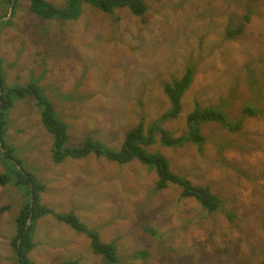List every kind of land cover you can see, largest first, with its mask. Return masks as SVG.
Here are the masks:
<instances>
[{"label":"rangeland","instance_id":"rangeland-1","mask_svg":"<svg viewBox=\"0 0 264 264\" xmlns=\"http://www.w3.org/2000/svg\"><path fill=\"white\" fill-rule=\"evenodd\" d=\"M62 8L68 0H47ZM148 11L104 13L84 3L78 20H44L30 0H0V66L7 87L36 82L67 125L69 147L86 138L119 150L126 134L149 128L171 109L164 85L194 65L195 79L182 111L162 127L188 134L198 107H221L231 132L220 123L198 125L207 138L168 147L161 134L144 147L163 155L172 171L209 187L223 201L209 213L169 184L155 192L157 173L138 160L119 164L90 154L52 160L53 137L34 98L14 99L3 137L16 167L45 186L40 204L54 213L74 212L104 243L114 244L116 264H260L264 258V0H145ZM243 27L242 34H234ZM231 33L228 37V30ZM253 71V72H252ZM254 76H250V74ZM253 77V78H252ZM246 106L260 110L243 117ZM1 149V145H0ZM18 161V163L16 162ZM0 264H18L13 242L17 218L28 201L15 185L16 169L2 157ZM151 228L149 232L146 228ZM34 264H107L84 234L46 215L35 222ZM136 252L147 253L135 257Z\"/></svg>","mask_w":264,"mask_h":264},{"label":"trees","instance_id":"trees-1","mask_svg":"<svg viewBox=\"0 0 264 264\" xmlns=\"http://www.w3.org/2000/svg\"><path fill=\"white\" fill-rule=\"evenodd\" d=\"M31 10L44 20L61 19V20H78L82 14L83 4H89L94 8L108 14H114L116 9L129 8L136 16H144L148 11L145 0H68L65 7H58L47 0H30ZM260 1V0H252ZM15 6L18 0H7ZM243 27L238 29L234 34H242ZM231 30H228V37ZM230 38V37H229ZM1 71V66H0ZM253 72V71H252ZM196 75L194 65L187 69V72L180 79H173L171 83L164 85V92L171 102V109L166 112L157 122L149 128V136L145 135L144 120L131 129L125 137V141L119 150H113L104 145L99 140L92 137L86 138L81 147H69L70 139L67 125L60 119L56 113L53 103L46 97L44 89L36 82L27 85H17L7 87L4 78L0 72V143L2 157L11 162L16 169L15 185L26 187L28 201L21 210L17 218V237L13 242L16 253L19 257L18 264H34L29 260V253L34 249V229L35 222L46 215H55L59 222L65 223L73 230L80 234L86 235L91 240V248L94 254L102 256L107 264H116L119 261L118 251L114 244L102 242L100 235L92 229H89L74 212L54 213L47 206L40 204V194L45 191V186L40 184L34 175L24 173L19 170L12 162L14 159V149L10 148L4 141L3 137L6 133L8 122L6 120L9 110L13 107L14 99L24 100L26 98H34L38 106L42 110V123L47 132L53 137L54 146L52 150V160L55 164L62 163L65 159L71 157L73 159H85L90 154L99 157H106L112 162L119 164H127L133 160H138L147 165L157 173V181L155 182V192H161L168 188L169 184H174L181 189V198L196 199L205 210L209 213H216L222 209L223 201L217 195L211 192L209 187L194 185L186 178L175 174L170 166L169 161L160 154L149 153L144 147L152 146L155 143V135L161 134L162 143L168 147H181L186 143H194L203 148L207 142V138L200 132L198 125L201 123L216 122L230 130L236 132L242 129L243 122L238 121L235 124L229 122L227 114L221 107H198L188 116L189 132L186 135L175 137L162 127L163 122L170 119H176L182 111V99L185 93L190 89ZM254 76V74H250ZM255 77V76H254ZM253 78V77H252ZM243 117L260 115V110L255 107L246 106L243 109ZM264 116V114H263ZM18 163V161L16 160ZM19 164V163H18ZM13 179L10 175L4 174L0 176V182L7 184ZM33 198V203L31 200ZM32 205V207H31ZM31 219V224L28 221ZM146 228V227H145ZM152 232L151 228H146ZM147 253L136 252L135 257ZM63 264H77L75 261L65 262ZM260 264H264L263 261Z\"/></svg>","mask_w":264,"mask_h":264},{"label":"water","instance_id":"water-1","mask_svg":"<svg viewBox=\"0 0 264 264\" xmlns=\"http://www.w3.org/2000/svg\"><path fill=\"white\" fill-rule=\"evenodd\" d=\"M0 91H1V87H0ZM33 198H32V200H31V203H33ZM31 207H32V205H31ZM28 225H30L31 224V219L28 221V223H27Z\"/></svg>","mask_w":264,"mask_h":264},{"label":"clouds","instance_id":"clouds-1","mask_svg":"<svg viewBox=\"0 0 264 264\" xmlns=\"http://www.w3.org/2000/svg\"><path fill=\"white\" fill-rule=\"evenodd\" d=\"M0 145H1V143H0Z\"/></svg>","mask_w":264,"mask_h":264},{"label":"flooded vegetation","instance_id":"flooded-vegetation-1","mask_svg":"<svg viewBox=\"0 0 264 264\" xmlns=\"http://www.w3.org/2000/svg\"><path fill=\"white\" fill-rule=\"evenodd\" d=\"M14 105V104H13Z\"/></svg>","mask_w":264,"mask_h":264}]
</instances>
